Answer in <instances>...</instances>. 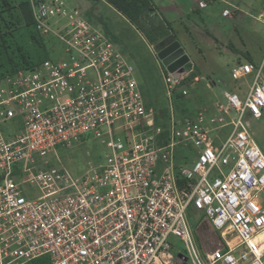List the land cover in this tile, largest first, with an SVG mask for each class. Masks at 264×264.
<instances>
[{
  "label": "built area",
  "instance_id": "1",
  "mask_svg": "<svg viewBox=\"0 0 264 264\" xmlns=\"http://www.w3.org/2000/svg\"><path fill=\"white\" fill-rule=\"evenodd\" d=\"M26 1L64 56L0 77V264H264V148L250 123L264 116V62L232 69L251 79L245 97L227 87L225 101L184 114L186 72L166 70L169 112L157 118L138 66L88 12ZM92 134L104 162L74 176L58 149Z\"/></svg>",
  "mask_w": 264,
  "mask_h": 264
},
{
  "label": "rangeland",
  "instance_id": "2",
  "mask_svg": "<svg viewBox=\"0 0 264 264\" xmlns=\"http://www.w3.org/2000/svg\"><path fill=\"white\" fill-rule=\"evenodd\" d=\"M63 1L67 8L78 7L90 13L97 27L116 40L138 68L139 62L142 64L150 82L148 86L145 84V88L151 85L156 98L161 102L160 105L162 101H167L164 82L166 67L157 57L155 49L159 44L151 45L142 33L107 0L106 2L103 0ZM155 4L157 5L156 2ZM263 8L264 0H212L206 8L191 11L190 15L182 21L183 23L173 21L164 15L176 30L177 36H173L172 39L177 38L181 42L191 58L192 70L199 74L190 83L194 97L192 105L212 102L216 97L225 100L224 94L227 87L242 93L244 97L248 93L251 79L234 80L232 69L237 64L247 61V52H250L256 60L264 58V22L258 19ZM226 9L232 11L230 17L224 15ZM60 23L65 24L66 21L63 19ZM14 27L15 39L24 46L35 62L44 58L45 51L51 59H60L64 56V48L57 38H46L44 50L31 37V31H35L34 29L29 30L22 24L14 25ZM2 61L0 72L8 68L5 64L6 59ZM213 81L216 82L214 89L211 88ZM250 123L256 141L264 148V116L261 119H250ZM103 140L95 138L92 134L72 148H59L60 160L71 174L79 176L88 169L90 162L95 165L104 162L107 147ZM185 153L184 149L178 148V160L182 161ZM207 236L210 237L208 233ZM170 240L173 243L174 252L187 253L179 238L171 237ZM29 264L35 263L32 261ZM188 264L193 262L189 261Z\"/></svg>",
  "mask_w": 264,
  "mask_h": 264
},
{
  "label": "trees",
  "instance_id": "3",
  "mask_svg": "<svg viewBox=\"0 0 264 264\" xmlns=\"http://www.w3.org/2000/svg\"><path fill=\"white\" fill-rule=\"evenodd\" d=\"M118 12L123 14L151 45L177 36L173 24L161 12L159 7L153 0H107ZM15 13V14H14ZM90 15V13H88ZM10 18H9V17ZM22 24L23 27L34 29L31 31V37L36 44L46 49V37L41 36L35 27L30 4L26 0H0V65L2 60L6 59L5 71L0 72V77L7 74L15 73L20 69L32 67L46 59H50L48 52L45 51L44 58L39 61L31 59L26 52L24 46L15 39L14 25ZM246 58L254 63L250 54H246ZM139 68L143 78V93L146 98L147 107L155 109L157 118L168 116L167 101H160L156 98L153 89L145 88L150 84L146 77L143 66L139 62ZM199 74L192 70V62L187 65L186 76L182 80V84L191 83ZM146 84V86H145ZM175 106L180 114H184L192 108V102L184 99L181 93L175 96ZM35 264H51L47 257L34 260Z\"/></svg>",
  "mask_w": 264,
  "mask_h": 264
},
{
  "label": "water",
  "instance_id": "4",
  "mask_svg": "<svg viewBox=\"0 0 264 264\" xmlns=\"http://www.w3.org/2000/svg\"><path fill=\"white\" fill-rule=\"evenodd\" d=\"M155 49L157 57L169 73L178 76L186 72V66L191 62V58L177 38L168 43L164 40Z\"/></svg>",
  "mask_w": 264,
  "mask_h": 264
},
{
  "label": "crops",
  "instance_id": "5",
  "mask_svg": "<svg viewBox=\"0 0 264 264\" xmlns=\"http://www.w3.org/2000/svg\"><path fill=\"white\" fill-rule=\"evenodd\" d=\"M103 1L106 2L105 0ZM154 1L157 3V5L159 6V9L164 15H166L170 19H173V21L176 20L180 23H183L182 21H184L185 18H187V16L190 15L191 11L194 12L196 9L198 10V7H196L197 6L196 0H154ZM246 54H250V56L252 57L254 61V64H261L264 62V58L256 60L250 52H247ZM247 61L249 60L247 59ZM215 85H216V82L213 81L211 88L214 89ZM216 98H220L223 101L226 100V99L224 100L221 97H216ZM262 236L264 237V233Z\"/></svg>",
  "mask_w": 264,
  "mask_h": 264
},
{
  "label": "flooded vegetation",
  "instance_id": "6",
  "mask_svg": "<svg viewBox=\"0 0 264 264\" xmlns=\"http://www.w3.org/2000/svg\"><path fill=\"white\" fill-rule=\"evenodd\" d=\"M172 40H173L172 37H170L169 39L166 40V42L168 43V42H170Z\"/></svg>",
  "mask_w": 264,
  "mask_h": 264
}]
</instances>
